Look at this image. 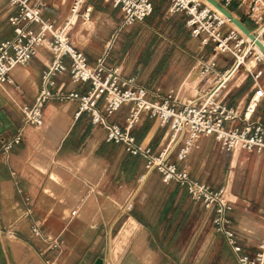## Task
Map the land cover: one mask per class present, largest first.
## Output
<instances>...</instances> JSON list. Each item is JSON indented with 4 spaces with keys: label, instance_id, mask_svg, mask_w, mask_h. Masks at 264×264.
<instances>
[{
    "label": "crops",
    "instance_id": "0c3cea01",
    "mask_svg": "<svg viewBox=\"0 0 264 264\" xmlns=\"http://www.w3.org/2000/svg\"><path fill=\"white\" fill-rule=\"evenodd\" d=\"M75 1L47 0L42 16L59 28L67 26L71 42L91 63L109 52L110 60L121 66L124 76L133 77L137 85L160 97L174 91L182 103L192 99L197 90L212 85L210 77L200 75L202 65L210 61L204 55L209 47L202 48L191 36L187 45L199 56L195 57V66L188 75H182L187 69L188 64L184 65L187 59L182 58L179 66L176 58L174 66H168L170 59L149 49L153 45L150 37L163 26L165 14L177 21L178 30L188 32L183 15H170L169 0H154L153 14L142 25L119 34L122 13L112 0H85L82 12L89 9V19L79 16L71 20ZM229 9L244 17L237 3ZM15 12L9 0H0V42L13 38L9 17ZM52 59L50 49L42 45L28 64L13 70L11 84L0 85L3 134L22 133L21 144L12 150L8 163L0 161V228L15 233V238L10 240L0 235L1 263L94 264L102 257L104 264H236L231 250L214 230L202 236L206 223H211L204 208L178 185L163 181L157 172H147L140 158L127 155L120 146L106 143L104 130L93 126L88 114L75 117L77 104L49 102L43 108L42 126L24 125L21 107L33 105L41 88L42 74ZM222 59L218 61L220 69L229 60ZM180 77L186 80L177 82ZM262 87L250 71L239 70L224 93V100L244 114L251 97ZM56 88L80 89L71 82L69 73L56 77ZM128 110L124 107L118 112L115 121L123 124ZM252 121L264 123V100ZM132 132L139 143L155 150L162 149L171 136L168 127H161L145 115ZM181 166L195 179L226 190L240 241L245 252L253 255L264 239L261 214L264 153L227 152L213 138L203 137ZM248 169L249 194L235 186L231 199L228 177L233 174L234 178L242 179ZM15 182L30 198L29 216H25L26 208L21 204ZM195 219L200 224L191 231ZM128 220L137 224L139 231L118 261L114 239ZM32 225H37L50 239H58L60 249L52 251L46 242L34 237ZM220 247L225 255L215 261L211 256Z\"/></svg>",
    "mask_w": 264,
    "mask_h": 264
},
{
    "label": "built area",
    "instance_id": "2783aa9c",
    "mask_svg": "<svg viewBox=\"0 0 264 264\" xmlns=\"http://www.w3.org/2000/svg\"><path fill=\"white\" fill-rule=\"evenodd\" d=\"M47 0L35 3L33 0H9L16 12L9 17L13 27L12 39L0 42V84H11V74L17 67L28 64L42 45H47L52 53V63L43 72L41 88L33 105L21 107L25 126L39 127L44 123L43 108L49 102L75 103L79 118L86 113L93 126L105 133V142L120 146L132 157L145 163L147 172H157L163 181L174 183L201 205L208 213L214 232L220 236L231 250L236 264H264V239L256 252H245L240 241L234 220L233 206L224 188L215 189L205 181L195 179L181 164L187 160L195 143L203 138H213L218 146L227 152L237 150L264 153V123L252 121V116L264 100V88H258L251 97L244 114L230 107L224 100L234 75L247 68L254 47L202 0H169L170 15H183L190 36L199 41L202 48L212 47L213 51L231 60L224 69L216 60L202 65L200 75L210 77L212 85L206 90H197L196 95L180 102L174 91L160 97L143 86L133 77L123 75L118 63L110 60L105 53L96 63L78 50L67 35V26L59 28L52 20L42 16ZM219 5L229 8L234 3L243 11L242 19L249 20L255 27L254 35H264V0H215ZM85 0H76L71 9V20L79 16L84 20L90 17L87 9L82 12ZM120 9L122 21L117 34L142 25L154 11V0H112ZM242 21V20H241ZM69 25V23H68ZM263 39V38H262ZM251 72V71H250ZM69 73L72 83L79 90L64 91L56 88V77ZM258 81L262 72L251 73ZM124 107L128 113L123 124L115 121V115ZM147 116L159 122L161 127L171 130L169 142L160 150L139 143L133 129ZM242 123L241 126L235 125ZM21 131L11 136L0 135V161L8 163L12 150L21 144ZM11 176L15 178V173ZM21 204L29 216L30 198L15 182ZM264 220V209L262 210ZM76 215V211L72 212ZM32 235L49 246L50 250L60 249L58 239L45 236L37 225L31 226ZM15 233L0 228V235ZM44 264H50L45 261Z\"/></svg>",
    "mask_w": 264,
    "mask_h": 264
},
{
    "label": "rangeland",
    "instance_id": "374dc122",
    "mask_svg": "<svg viewBox=\"0 0 264 264\" xmlns=\"http://www.w3.org/2000/svg\"><path fill=\"white\" fill-rule=\"evenodd\" d=\"M238 19L242 20L249 28H251V30H255V27L251 24V22L247 19H242L241 17H239V15L233 13ZM163 21V26L160 27L159 30H157L156 34H153L150 39H153L152 42V46L149 47V49L151 48V51L156 54L158 51V55L161 53V55L163 54L165 57H167L168 59H170V62H168V66L173 65V61L174 59H179L178 60V64L180 66V63L183 62L182 58L187 59L185 63L188 64L187 65V69H185L182 72V75H187L190 73V71L192 70V68L195 66V57H198L199 55L195 53L194 50H192L190 48V46L187 45V41L190 38V34L183 30H178V23L175 20H172V17L169 16V14H165L162 18ZM231 27H233L231 24H229ZM228 25V26H229ZM234 28V27H233ZM263 40H264V35L262 36ZM259 53V52H258ZM204 55L209 58L210 60H216V61H222V56L217 55L212 47L206 48L204 50ZM200 58V57H199ZM251 60L255 61V66L254 67H250V62ZM231 62V60H225L221 65H229ZM177 64V66H178ZM247 68L249 69L248 71H251V73H254L256 71L257 72H262V75L259 78V83L261 85H264V59L260 58V55L256 53V51L253 50V55L250 56L249 58V62H248V66ZM184 80H186L185 78L180 77L179 79H177L176 81L181 83ZM212 82V79H211ZM1 88V87H0ZM2 89V88H1ZM186 89V88H184ZM196 93V92H195ZM185 94V93H184ZM186 95V94H185ZM185 102V101H183ZM54 144H57V142L55 141ZM249 172L250 170H247V174L243 177L242 179H238V178H234V175L231 174L228 177V189H229V194H230V198H233V194H234V187H242V193L247 192L249 194V190H248V186H249ZM262 197L264 198V190L262 191ZM198 219H195L192 227L190 228V230H196L197 227L199 226L200 223H197ZM212 224L209 222L206 223L204 230H203V235L202 236H206L210 233L213 232L212 229ZM14 239V238H13ZM225 255V251L222 247L219 248V250L216 252V254H212L211 258L214 259L215 261H219L220 259H222V257Z\"/></svg>",
    "mask_w": 264,
    "mask_h": 264
},
{
    "label": "water",
    "instance_id": "95a60500",
    "mask_svg": "<svg viewBox=\"0 0 264 264\" xmlns=\"http://www.w3.org/2000/svg\"><path fill=\"white\" fill-rule=\"evenodd\" d=\"M211 5H213L215 8H217L225 17L230 20L240 31H242L245 35L249 37L252 41H254L264 52V45H263V39H260L259 36L254 35L251 28H249L243 21L240 19H237L233 13L226 9L225 7H222L219 5L215 0H206ZM3 119V114L0 113V135L4 133V127L1 124V120ZM139 231V226L135 224L132 220H128L124 227L120 230L117 237L114 239V246L117 249V260L119 261L121 258V255L125 253L129 245L134 239V236ZM0 264L1 258H0ZM94 264H104V259L102 257H99Z\"/></svg>",
    "mask_w": 264,
    "mask_h": 264
},
{
    "label": "bare ground",
    "instance_id": "6f19581e",
    "mask_svg": "<svg viewBox=\"0 0 264 264\" xmlns=\"http://www.w3.org/2000/svg\"><path fill=\"white\" fill-rule=\"evenodd\" d=\"M210 9H212V10H214L226 23H227V25H229V24H231L236 30H238L240 33H241V35L251 44V46H253L254 47V49H255V51H256V53L257 54H259L260 55V58H262V59H264V52L262 51V49L254 42V41H252L251 39H249V37L247 36V35H245L242 31H240L230 20H228L226 17H225V15H223L217 8H215L213 5H211L208 1H206V0H202ZM234 15V14H233ZM235 16V15H234ZM236 17V16H235ZM237 18V17H236ZM238 19V18H237ZM229 27H231L230 25H229ZM260 37V39H262L261 38V36H259ZM263 45H264V40H263ZM259 52V53H258ZM255 61L253 60H251V62H250V67H254L255 66ZM1 85V84H0ZM145 146V145H144ZM13 238H15V236H13V235H8L7 237H6V239L7 240H10V239H13ZM16 243V242H15ZM14 244V243H13ZM17 245V244H16ZM15 245V246H16ZM11 246V245H10ZM14 246V247H15ZM17 246H19V245H17ZM14 249V248H13ZM16 250V249H15Z\"/></svg>",
    "mask_w": 264,
    "mask_h": 264
},
{
    "label": "trees",
    "instance_id": "16d2710c",
    "mask_svg": "<svg viewBox=\"0 0 264 264\" xmlns=\"http://www.w3.org/2000/svg\"><path fill=\"white\" fill-rule=\"evenodd\" d=\"M2 255H1V253H0V257H1Z\"/></svg>",
    "mask_w": 264,
    "mask_h": 264
}]
</instances>
